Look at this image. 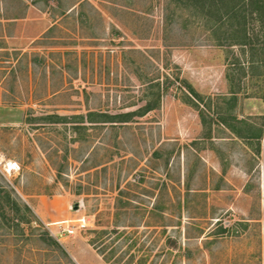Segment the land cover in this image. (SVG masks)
Here are the masks:
<instances>
[{
	"label": "rangeland",
	"instance_id": "374dc122",
	"mask_svg": "<svg viewBox=\"0 0 264 264\" xmlns=\"http://www.w3.org/2000/svg\"><path fill=\"white\" fill-rule=\"evenodd\" d=\"M232 2L0 0V182L31 209L0 264H264V0L248 37Z\"/></svg>",
	"mask_w": 264,
	"mask_h": 264
},
{
	"label": "trees",
	"instance_id": "16d2710c",
	"mask_svg": "<svg viewBox=\"0 0 264 264\" xmlns=\"http://www.w3.org/2000/svg\"><path fill=\"white\" fill-rule=\"evenodd\" d=\"M232 1L234 2V4L233 5L229 4L227 8L228 10L224 12L226 22H228L230 29L234 27V29L236 30V33H238L239 31L241 32L240 35L238 34L239 37H248V31L246 29V23H247L246 17L247 16L246 14L244 15V11L246 10V5H248V2L253 3V2H258V0H232ZM236 20L237 21L239 20L237 28L235 27ZM239 43L247 44L248 42L247 40H241V42ZM183 83H184V86H186L189 92L193 95L191 96V100L193 99L192 100L193 103L199 107V101L202 100L201 95L188 81L183 80ZM151 109H153L152 104L147 102L143 107V113H146V111H149ZM136 112L137 110L129 111V112H122V113H117V114H111L109 112L91 110L87 113V115L75 114L73 118L81 119V120L75 121L77 124H75L73 127L75 130H79L80 128H82V126H84L83 123H85V119H88L89 122H110V123H115L119 121H128L129 117H131ZM200 113L202 114V118L205 120L203 112L200 111ZM49 117H52V115H50ZM56 117L60 118L61 116L58 115ZM225 121L226 120L222 118V122L224 124H225ZM228 125L234 131V133H237V135H240L241 129H238L236 126L231 125V124H228ZM256 137L262 138V136L258 134ZM30 211L31 209L26 203L24 204L20 203L17 198L12 196L11 191L8 190V188H6L0 182V215L3 216L8 213H11V214L13 213L12 215L13 219L17 220V224L20 225L22 223H29L31 221L27 216V214Z\"/></svg>",
	"mask_w": 264,
	"mask_h": 264
},
{
	"label": "built area",
	"instance_id": "2783aa9c",
	"mask_svg": "<svg viewBox=\"0 0 264 264\" xmlns=\"http://www.w3.org/2000/svg\"><path fill=\"white\" fill-rule=\"evenodd\" d=\"M77 222H78L79 227H87L88 224H89L85 217L79 218L77 220ZM74 231H75L74 228H71L70 226H68L66 228H62L60 231H58V233L57 232H52V231L51 232H52L53 235H55L57 237V235H63L66 232L72 234V233H74Z\"/></svg>",
	"mask_w": 264,
	"mask_h": 264
}]
</instances>
